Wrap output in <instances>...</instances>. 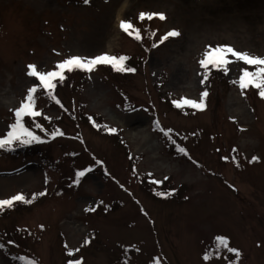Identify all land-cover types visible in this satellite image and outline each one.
<instances>
[{
	"label": "rangeland",
	"instance_id": "rangeland-1",
	"mask_svg": "<svg viewBox=\"0 0 264 264\" xmlns=\"http://www.w3.org/2000/svg\"><path fill=\"white\" fill-rule=\"evenodd\" d=\"M141 12L166 19L140 20ZM121 20L142 39L123 32ZM172 29L181 35L153 47ZM218 44L264 55V0H0V136L38 83L29 64L51 70L71 55L108 53L126 55L136 69L66 73L55 90L60 104L40 91L42 115L25 119L41 142L0 149V199L46 194L0 211V264H15L10 256L37 264H206L217 236L239 250L238 264H264V99L232 83L242 62L227 74L211 69L201 83L199 60ZM205 90L203 111L172 103ZM131 119H139L138 135L124 124ZM56 129L64 135L52 137ZM66 245L79 252L69 257ZM234 260L221 249L207 264Z\"/></svg>",
	"mask_w": 264,
	"mask_h": 264
},
{
	"label": "snow or ice",
	"instance_id": "snow-or-ice-1",
	"mask_svg": "<svg viewBox=\"0 0 264 264\" xmlns=\"http://www.w3.org/2000/svg\"><path fill=\"white\" fill-rule=\"evenodd\" d=\"M84 3H89V0H84ZM154 18L165 20L166 16L162 12H141L138 17L140 20H152ZM119 27L123 32L134 39H142L141 29L136 27L132 21L121 20ZM151 35L155 36L156 33L153 32ZM180 35L181 33L176 29L169 30L159 38V41L156 44H153V47L163 44L169 38L178 37ZM128 59L129 57L126 55L116 56L108 53H102L93 57L71 55L61 61H58L55 67L51 70H41L37 64H29L27 66V75L35 78L38 83H33L32 86L27 89L26 95L24 99L20 101L19 107L12 110L14 114V122L8 125L7 127L9 130L3 136H0V149L11 150L12 147L17 144L29 145L33 142H41V137L38 136L31 127L27 126L25 119L32 118L34 120L36 117L42 115V112L37 110V98L41 90H43L44 95H47L51 100L60 104V100L55 95V90L58 83H63L67 79L66 73H71L76 70L92 72L98 65H111L113 70L117 72L134 73L136 71L135 68L126 66V61ZM236 62H242L245 67L239 69L240 74L238 81L233 80L232 83H238L242 94H244V90L254 88L257 90L258 95L264 99V55L254 54L251 51L239 50L231 44H218L216 46L209 45L206 48L203 53V57L199 60V64L205 70L201 83H204V81L208 79L211 69L223 70L224 73L227 74L229 72V65ZM208 96L209 92L205 90L200 94L199 99L181 97L180 99L173 100L172 103L179 109L190 107L195 110L203 111L207 107L206 100ZM93 123L94 126L98 128L101 127L100 125L95 124L94 121ZM156 126L159 128V121H156ZM34 127L42 128V126L38 123L34 124ZM103 127L110 133L117 132L116 128L107 126ZM160 131L164 132L165 135H168L172 130L168 129L165 131L163 128H160ZM51 135L52 137L63 136L64 133L59 129H56L51 133ZM179 151L185 152V149L181 147L179 148ZM222 159H227V157H222ZM257 159V157L252 158L253 161ZM97 163L100 162L97 161ZM237 166H239V164H237ZM90 171L91 168L78 171L76 173L75 183L78 184L80 182V178L84 177L86 172ZM155 183H162V181H155ZM45 194V192H40L38 194H33L31 198H26L23 193H17L8 198L0 199V211L13 208L16 203L32 204L37 195L43 196ZM171 194L172 192L157 193L159 196H167ZM88 210L94 211L95 209ZM88 242V240L85 241V243ZM7 243L13 244L14 241H8ZM2 247H4V245L0 243V248ZM65 247L67 250V245ZM221 249H226L228 252L235 254L236 260L229 261V264H238L240 252L238 249L229 246V240L225 236L215 237L214 250H205L203 260L206 264L208 261L213 259L214 256H218ZM77 252H79V249L67 250V255L69 257H73ZM18 259L25 261V264H37L35 258L29 259L26 256H20ZM67 264H82V260L70 258L67 261ZM156 264H159L158 260Z\"/></svg>",
	"mask_w": 264,
	"mask_h": 264
},
{
	"label": "bare ground",
	"instance_id": "bare-ground-1",
	"mask_svg": "<svg viewBox=\"0 0 264 264\" xmlns=\"http://www.w3.org/2000/svg\"><path fill=\"white\" fill-rule=\"evenodd\" d=\"M174 79H175V76L172 77L171 83H173ZM124 124L126 125L128 132L132 131L135 133V135H138L140 133L139 119L127 120L126 122H124ZM1 181L2 180H0V182Z\"/></svg>",
	"mask_w": 264,
	"mask_h": 264
},
{
	"label": "trees",
	"instance_id": "trees-1",
	"mask_svg": "<svg viewBox=\"0 0 264 264\" xmlns=\"http://www.w3.org/2000/svg\"><path fill=\"white\" fill-rule=\"evenodd\" d=\"M126 66H127V64H126ZM214 73H215V75L216 74H219V70H217V71H214ZM160 127V126H159ZM27 146H29V145H26V146H22L21 147V149H24V148H26ZM169 148H171V145H170V143H169V146H168ZM172 149V148H171ZM26 151H36L34 148L32 149V148H29L28 150H26ZM18 257H20V256H10V259H11V261H13L15 264L17 263V264H25V261H23V260H20V259H18ZM27 257V256H26ZM28 258L29 259H32L33 257H29L28 256Z\"/></svg>",
	"mask_w": 264,
	"mask_h": 264
}]
</instances>
